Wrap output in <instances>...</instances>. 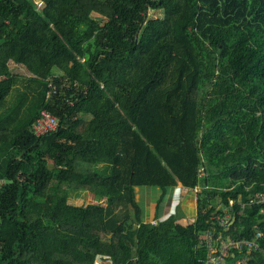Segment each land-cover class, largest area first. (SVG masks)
<instances>
[{
  "label": "trees",
  "instance_id": "trees-1",
  "mask_svg": "<svg viewBox=\"0 0 264 264\" xmlns=\"http://www.w3.org/2000/svg\"><path fill=\"white\" fill-rule=\"evenodd\" d=\"M42 1L0 0V264H204L218 207L264 192V0ZM179 186L197 215L145 222L136 189L157 215ZM257 231L231 264H264V204L223 234Z\"/></svg>",
  "mask_w": 264,
  "mask_h": 264
},
{
  "label": "built area",
  "instance_id": "built-area-1",
  "mask_svg": "<svg viewBox=\"0 0 264 264\" xmlns=\"http://www.w3.org/2000/svg\"><path fill=\"white\" fill-rule=\"evenodd\" d=\"M38 10L44 7L42 0H33ZM59 126L58 119L48 110H42L39 119L33 126V132L36 136H43L45 134L54 132ZM5 181L0 179V186L4 185ZM208 188V187H206ZM201 187L193 189V195L196 202H198L200 194L202 193ZM238 204L240 209L234 211L233 207ZM264 204V192H257L249 197L247 201H242L241 197L229 198L228 205L221 204L218 211L222 214L215 212L208 223L209 228L203 233L202 247L206 251V256L202 261L204 264H231L229 258L234 255L233 252L238 250L242 252L246 250L248 253L253 249H260L258 240L263 237V233L257 231L253 239H233L223 233L229 230L230 225L235 221L237 215L243 216L248 206ZM153 224L155 222L153 221ZM248 257L244 255L233 264H248ZM96 264L98 261H96Z\"/></svg>",
  "mask_w": 264,
  "mask_h": 264
},
{
  "label": "crops",
  "instance_id": "crops-1",
  "mask_svg": "<svg viewBox=\"0 0 264 264\" xmlns=\"http://www.w3.org/2000/svg\"><path fill=\"white\" fill-rule=\"evenodd\" d=\"M8 66L11 69V71L18 75H24V76H33L32 73L25 67L21 65L15 64L11 59L8 61ZM175 189H181L182 190V197L177 198V200L168 199L166 196V199L163 200L161 203L159 210L155 211V205L153 211L150 213V209L146 208V211H144V220L145 222H153V220L157 223L159 220L164 219L171 215L174 212L175 207L179 206L181 211H183L186 214L189 215H196L195 212L197 210V203L194 201V195L192 191L186 190L183 187H177ZM137 193L141 191L140 188H137ZM187 192H189L190 196H187ZM186 194V196H184ZM189 201V205L188 202ZM151 215H150V214ZM157 216V217H156ZM186 219V218H185Z\"/></svg>",
  "mask_w": 264,
  "mask_h": 264
},
{
  "label": "rangeland",
  "instance_id": "rangeland-1",
  "mask_svg": "<svg viewBox=\"0 0 264 264\" xmlns=\"http://www.w3.org/2000/svg\"><path fill=\"white\" fill-rule=\"evenodd\" d=\"M148 15H149V17L158 18V17H162V12L149 11ZM95 17H97V16H95ZM97 18H99V17H97ZM156 192H157V190H155V189L144 188V189H141V191L137 193V199L141 202L145 211H146V208L150 209V213H151V211H153L154 203H155L154 198H155ZM159 194H160V192L158 190V196H159ZM186 194H187V196H190L189 192H187ZM186 194L184 196H186ZM167 197H168V199L177 200L178 197L179 198L182 197V190L181 189H178V190L173 189V190L169 191ZM194 201H195V199H194ZM69 202H70V204L82 205V204H89V203H97L98 199L93 197L91 194H89L87 192H79V193L75 194L74 197H72L69 200ZM186 203H188V205H189V201ZM181 213H182V215L184 214V212L181 211L180 207L177 206V207H175L172 215H179ZM196 213H197V210H196L195 214ZM184 216H185L186 220L190 219L192 217H195L194 215L192 216V215H189L186 213L184 214ZM97 261L100 264H110L109 261L101 260L99 258Z\"/></svg>",
  "mask_w": 264,
  "mask_h": 264
}]
</instances>
